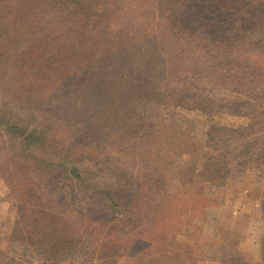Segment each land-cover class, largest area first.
I'll use <instances>...</instances> for the list:
<instances>
[{"label":"trees","instance_id":"trees-1","mask_svg":"<svg viewBox=\"0 0 264 264\" xmlns=\"http://www.w3.org/2000/svg\"><path fill=\"white\" fill-rule=\"evenodd\" d=\"M219 62L251 79L258 101L243 117L259 125L264 0H0V133L20 150L15 171L4 168L3 178L23 190L29 166L56 173L45 156L67 151L71 134L103 151H148L176 135L187 140L179 124V112L193 108L182 90L185 69L191 63L214 77ZM220 158L209 159L207 178L224 170ZM69 164H61L63 172ZM40 216L52 231L42 240L56 244L55 215ZM256 244L264 262V234Z\"/></svg>","mask_w":264,"mask_h":264},{"label":"rangeland","instance_id":"rangeland-1","mask_svg":"<svg viewBox=\"0 0 264 264\" xmlns=\"http://www.w3.org/2000/svg\"><path fill=\"white\" fill-rule=\"evenodd\" d=\"M218 64L214 77L191 63L185 69L182 90L193 108L179 112V124L187 140L103 151L71 134L67 151L45 156L57 172L29 166L22 190L2 176L15 171L20 150L0 133V264H264L256 247L264 234V119L249 127L243 117L259 92L244 71ZM213 155L224 170L207 178ZM48 212L65 226L54 221L52 245L42 240L52 232L43 229L46 217H37Z\"/></svg>","mask_w":264,"mask_h":264},{"label":"built area","instance_id":"built-area-1","mask_svg":"<svg viewBox=\"0 0 264 264\" xmlns=\"http://www.w3.org/2000/svg\"><path fill=\"white\" fill-rule=\"evenodd\" d=\"M37 264H50V263L45 262V261H41V262H39V263H37Z\"/></svg>","mask_w":264,"mask_h":264},{"label":"water","instance_id":"water-1","mask_svg":"<svg viewBox=\"0 0 264 264\" xmlns=\"http://www.w3.org/2000/svg\"><path fill=\"white\" fill-rule=\"evenodd\" d=\"M75 170H76V169H75V168H73V172H75ZM72 174H73V173H72ZM74 175H75V174H74Z\"/></svg>","mask_w":264,"mask_h":264}]
</instances>
